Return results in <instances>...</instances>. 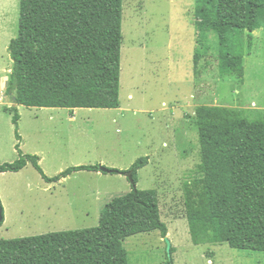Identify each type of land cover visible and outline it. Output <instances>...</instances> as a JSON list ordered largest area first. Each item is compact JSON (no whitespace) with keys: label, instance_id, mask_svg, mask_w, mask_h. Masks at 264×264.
Instances as JSON below:
<instances>
[{"label":"rangeland","instance_id":"obj_1","mask_svg":"<svg viewBox=\"0 0 264 264\" xmlns=\"http://www.w3.org/2000/svg\"><path fill=\"white\" fill-rule=\"evenodd\" d=\"M10 4L14 11L6 16ZM195 8V0H124L121 106L77 108L71 119L68 108L17 105L21 148L38 154L49 176L81 164L128 170L149 156L138 171V188L158 191L175 264H264V251L191 239L183 186L200 163L196 108L223 105L264 114V28L253 32L244 78L222 75L218 35L210 31L205 45L199 42ZM19 17L20 0H0V162L19 157L13 114L5 110L15 104L6 88L13 67L8 47ZM6 22L12 24L8 35ZM197 56L202 74L196 73ZM131 189L124 174L81 170L50 183L31 163L0 173V237L96 226L104 206ZM124 246L130 264H167L171 255L160 230L129 236Z\"/></svg>","mask_w":264,"mask_h":264},{"label":"trees","instance_id":"obj_2","mask_svg":"<svg viewBox=\"0 0 264 264\" xmlns=\"http://www.w3.org/2000/svg\"><path fill=\"white\" fill-rule=\"evenodd\" d=\"M199 42L218 35L219 72L245 76L256 29L264 28V0H195ZM124 0H20L18 35L8 50L13 67L6 94L18 139V159L0 162V172H18L31 163L46 182H60L87 170L124 174L131 191L113 198L98 225L5 239L0 264H130L124 240L168 226L157 189L138 188V171L149 156L128 170L105 164L70 166L49 176L38 154L25 153L17 105L28 107L119 108ZM200 58L196 57V73ZM200 163L183 186L192 242L228 243L264 251V114L252 108L203 104L196 108ZM4 223V210L0 199ZM1 216V212H0ZM171 255L167 264H175Z\"/></svg>","mask_w":264,"mask_h":264},{"label":"bare ground","instance_id":"obj_3","mask_svg":"<svg viewBox=\"0 0 264 264\" xmlns=\"http://www.w3.org/2000/svg\"><path fill=\"white\" fill-rule=\"evenodd\" d=\"M12 11H14V7L10 4V6L8 7V9H7V14H6V16H8ZM6 24H7V28H8V30L6 31V33H5V35H8L9 33H11V29H12V24L11 23H7L6 22ZM11 37V36H10ZM124 49V54H125V47L123 48ZM125 55H127V54H125ZM123 57V56H122ZM124 61V60H123ZM122 61V62H123ZM127 61V60H126ZM125 62V61H124ZM123 62V63H124ZM128 64V63H127ZM124 65H125V63H124ZM124 68V67H123ZM124 72H125V70H123ZM135 73V72H134Z\"/></svg>","mask_w":264,"mask_h":264},{"label":"water","instance_id":"obj_4","mask_svg":"<svg viewBox=\"0 0 264 264\" xmlns=\"http://www.w3.org/2000/svg\"><path fill=\"white\" fill-rule=\"evenodd\" d=\"M0 212H1V216H0V222H1V220H2V218H3V215H2V210H0ZM165 237H166V240H167V242H168V245H169V251L171 252V247H172L171 240L169 239V237H168V236H165Z\"/></svg>","mask_w":264,"mask_h":264},{"label":"crops","instance_id":"obj_5","mask_svg":"<svg viewBox=\"0 0 264 264\" xmlns=\"http://www.w3.org/2000/svg\"><path fill=\"white\" fill-rule=\"evenodd\" d=\"M76 109H77V108H75L73 111H71V112H72V116L70 117L71 119H74V118H75V115H74V114H75ZM71 119H70V120H71ZM0 173H2V172H0ZM6 173H7V172H6ZM64 179H65V178H64ZM64 179H63V180H64Z\"/></svg>","mask_w":264,"mask_h":264}]
</instances>
